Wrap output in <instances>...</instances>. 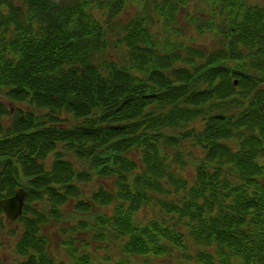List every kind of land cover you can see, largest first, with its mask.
<instances>
[{"label": "trees", "instance_id": "trees-1", "mask_svg": "<svg viewBox=\"0 0 264 264\" xmlns=\"http://www.w3.org/2000/svg\"><path fill=\"white\" fill-rule=\"evenodd\" d=\"M138 1L0 0V264H264V4Z\"/></svg>", "mask_w": 264, "mask_h": 264}, {"label": "rangeland", "instance_id": "rangeland-1", "mask_svg": "<svg viewBox=\"0 0 264 264\" xmlns=\"http://www.w3.org/2000/svg\"><path fill=\"white\" fill-rule=\"evenodd\" d=\"M249 2L251 3H257V4H264V0H248ZM150 2L151 0H146L145 1V4L142 3V7H141V4L140 2L138 1V5H130L128 7H126L124 9V11L122 12L121 16H120V19L122 22H125L129 19H131V17L134 16V14L136 13L137 9L139 7L142 8V10H144L146 7H151L150 6ZM193 2L190 3V6L188 8V11L189 12H192V6H193ZM99 21V20H98ZM186 21H185V18L184 20H182L180 22V27L183 28L186 26ZM189 29V28H188ZM186 35H188L190 32L193 34V31L192 29L190 30H187V31H183ZM111 36L113 37V40H115L114 37H116L115 35L113 36V33L111 34ZM111 37V38H112ZM205 44H207V42H204ZM0 97H2V91L0 90ZM5 98V97H4ZM3 99V98H1ZM3 102L6 104V105H9L11 107V112L13 113L14 112V108L16 106H18L19 104H14V103H10L8 102L6 99L3 100ZM197 153V152H196ZM193 155H195V152L193 153ZM185 159V158H184ZM186 163H187V160L185 159ZM186 169L183 170V174L188 178L189 176H191V171H192V166L189 165L187 163V165L185 166ZM109 183L108 182V186H109ZM110 209V210H109ZM147 211H142V212H139L138 213V217L139 218H144L145 215H151V213H149V209H145ZM99 211H104L106 214L110 215L112 214L111 212V208L106 206L102 209H99ZM65 214V213H64ZM74 218L72 217H66V220H62L60 222H64V227L66 228H70L71 226H74L75 223L74 221L72 220ZM9 221V220H8ZM15 220H13L12 222L10 221L8 224H5L6 226V231L4 233H2L1 237H0V240L2 242V248H1V254L3 255V257L5 259H8L10 257L13 256V249H14V244L16 242V239H17V236H15L14 234H12L9 229H14V228H18V225L14 222ZM59 226L60 224L59 223H55V222H52V221H49L48 224L45 226L44 230L46 231V234L49 236L50 238V249L52 251H54L57 256L66 261V256H65V253L64 251L59 247V243L58 241L60 240L59 238V234H57V231L59 229ZM88 231V230H87ZM182 233H187V231L185 229H181ZM87 233H83V232H80V233H77V236L82 239H86L87 238ZM88 239H90V236H88ZM107 244H109V242H106V243H102L101 244V247H100V250H98V252L94 253L92 256L96 259H103L104 257H102L104 255V253H106L108 251L107 249ZM153 264H173V260L172 258L168 255L166 258H157L156 260L154 259Z\"/></svg>", "mask_w": 264, "mask_h": 264}, {"label": "water", "instance_id": "water-1", "mask_svg": "<svg viewBox=\"0 0 264 264\" xmlns=\"http://www.w3.org/2000/svg\"><path fill=\"white\" fill-rule=\"evenodd\" d=\"M236 84V81H234ZM26 191L17 187L12 196L0 199V209L9 221L17 219L22 214Z\"/></svg>", "mask_w": 264, "mask_h": 264}]
</instances>
